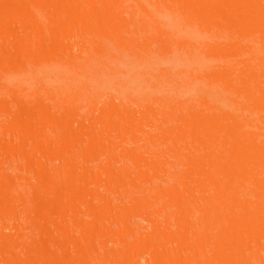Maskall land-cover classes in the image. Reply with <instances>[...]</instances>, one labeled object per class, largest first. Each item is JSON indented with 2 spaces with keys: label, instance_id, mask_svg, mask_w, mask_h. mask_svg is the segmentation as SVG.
Wrapping results in <instances>:
<instances>
[{
  "label": "bare ground",
  "instance_id": "bare-ground-1",
  "mask_svg": "<svg viewBox=\"0 0 264 264\" xmlns=\"http://www.w3.org/2000/svg\"><path fill=\"white\" fill-rule=\"evenodd\" d=\"M87 1L0 0V118L21 143L13 147L21 156L15 168L0 161V213L29 202L33 214L47 201L42 225L24 222L8 243L0 241V259L264 264V0H89L82 6ZM56 8L67 12L53 20L66 21L44 30L38 15ZM124 53L139 54L147 75L156 72L161 85L177 84L180 93L154 106L147 103L151 93L134 100L106 91L105 110L89 108L90 87L78 72H101ZM40 72L29 84L27 76ZM54 74L78 86L46 81ZM205 87L215 98L197 102ZM136 113L151 125L165 117L163 135L179 141L171 147L163 138L155 150L101 143L105 134L132 133ZM57 127L61 148L52 159ZM76 139L86 142L77 148L81 157L69 155ZM117 147L125 151L116 158ZM11 151L0 135V155ZM50 230L54 236L46 241Z\"/></svg>",
  "mask_w": 264,
  "mask_h": 264
},
{
  "label": "rangeland",
  "instance_id": "rangeland-1",
  "mask_svg": "<svg viewBox=\"0 0 264 264\" xmlns=\"http://www.w3.org/2000/svg\"><path fill=\"white\" fill-rule=\"evenodd\" d=\"M82 6H89V0L87 2L82 3ZM66 12H65V9H63V8L48 9V11L42 12L43 14L38 15V20H41L42 27H44L43 28L44 30L46 29L47 26L52 25L53 23H54L56 28L62 27V25H63L64 21H66V19H60L59 18L58 20L55 19V21L53 19L56 17L63 16L64 13H66ZM98 13L101 14V11H99ZM52 20H53V22H52ZM70 21H75V19H71ZM79 21L80 20H77L76 23L80 24ZM112 23L113 24H121V21H120V19H115V20H112ZM186 28L190 29L187 26H186ZM70 29L73 30V28H70ZM60 41L61 40L59 38L53 40V42L55 44L60 43ZM9 45H10V43H8V46ZM8 46L7 47L4 46V47L9 49L10 46L9 47ZM10 49L11 50H13V49L18 50L17 48L15 49V46L14 47L11 46ZM135 49H139V48L135 47ZM137 53H139L140 56L142 55L141 52H137ZM169 53L170 52H167L165 55L169 56L170 55ZM139 54H137L135 56H131V54L124 53L123 55L118 56L116 59L113 60V63L111 64L110 68H105L101 72L96 73V72H91L89 70H86V71L82 70V71L78 72L81 74H79L77 78L81 81H86V88L90 87V91H87V92L90 93L91 96L88 99H86L87 101L85 102V104L89 105L90 106V107L88 106L89 108H91V107L96 108L99 112L105 110V106L110 102V98L108 97V95H107L108 93H106V91H109L112 94V96L113 95H119V92H121L123 94L130 93V94H133L135 96L134 100H139V99L144 98V95H142V94L151 93V94H153L152 96L146 97L148 99L147 103L149 105H154L155 103H157V100H161L163 102V100L168 98L167 96L177 95L178 93H180L181 89L176 86L177 84L161 85V83H159L157 80L156 72H155V75H152V74L147 75L146 74V68L144 67L145 64H143L142 60H140V59L136 60L137 57H140V56H138ZM132 55H134V54L132 53ZM66 59L69 60V58H66ZM65 62H67V61L65 60ZM62 71L70 73V74L74 73V72L69 71V70H62ZM42 75L43 74L40 72V73H34V74H31L30 76H27L30 78L28 80V83L30 84V83L36 82V79H37L36 77H41ZM46 81H50L54 85H61L62 83H64V85L68 86V88H70V89L74 88L75 86H78L72 78L63 80L61 78L60 74H57V75L54 74L52 77L47 78ZM99 82H105V83L102 87L98 88V87H96V85H100ZM207 87H205L204 91L202 92L203 95H201V98L197 102H202V101L211 102V101H209V99H212L213 97L215 98L214 93L209 91V89ZM97 89H99L101 91H98ZM140 95H142V96H140ZM121 96H123V95H121ZM59 97L60 96L58 95L57 100H59ZM113 99H115V98H112V100ZM200 100H202V101H200ZM85 104H83V105H85ZM133 114H135V113H133ZM112 117H114V116H112ZM131 122H130L131 125L134 126V129H132L134 131L132 133H136L135 135H133L132 133L124 134L126 132H117V133L105 134L101 138V141H102L101 143H105L107 145L113 144L114 146H123L124 148L138 145L140 147H143L145 150H155L158 148L157 144L163 138L165 139V142H162V143H167L171 147H173V143L179 141L178 136H172L169 134H166L165 136L163 135V133L166 132L169 124H168V120L161 115L158 116V121L156 122L155 125H151L150 122H146V120H144L143 117L138 113H136V115L132 118ZM85 123L88 124V126H89V123H87V122H85ZM5 124L6 123L0 118V135L3 136L7 145H11L13 151H11L9 153H5V154L1 153L0 161L2 162V165H4V166L8 167L11 165L12 167L15 168L17 165V162L20 161L21 156L19 155V153H14V152H18V150L15 151L13 149V147L19 149V146L21 145L20 138H19V135L17 132L8 131V129H5L4 128ZM91 130L92 129H90V131ZM184 130H185V127L182 125L178 129V133L183 132ZM62 134H63V131L60 127H57L54 130V133L52 134V135H54L53 138L56 139V143H57L56 146H54V148H52L50 150L51 153L49 152V154H48L52 159H54V157L52 155L53 153H54V156H56L60 152L59 151L61 148L60 136ZM45 136H46V134H45ZM150 136H152V138H150ZM196 138H197V136H196ZM85 139H86V137H84V140ZM84 140L76 139L72 142V149H71V153L69 154L70 156L81 157V154L78 152L77 148L84 147L86 145V142L89 140V138L86 139V142H84ZM26 145H27L28 149H30L32 152L35 151V144L33 142L28 141V143L26 142ZM180 145H183V144L181 143ZM123 147H117L118 149L115 148L114 150H112V151H114L113 156L116 158H117V156L120 157L119 155H121L123 153V151H121L120 149H123ZM99 153H102V152H99ZM34 154H36V153H34ZM37 154L40 157L37 159H41L42 155H40L39 152ZM37 154H36V156H37ZM48 155L47 156L44 155V157L42 156L43 157L42 160L46 161V159H48ZM122 156H121V158H123ZM51 158H49L48 161H50ZM0 167H2L1 164H0ZM46 202L47 201L42 200L39 204L42 206L43 209L41 208V206L38 207V209L34 208V209H36L35 212L33 213L34 215L30 214L31 206L28 205L29 202H27V203L21 202L19 204L15 203L18 205H13V202H12L11 205H13V207H14L13 212L0 213V232L5 233V235L2 238L0 237V241L8 243L12 239V236H15L16 234L19 233L17 231L18 230L17 226L20 227V225H22V226L25 225L24 222H26L28 225L35 223L36 221H38L37 223H41V219H39V218L47 216V212L45 211V207H44L45 204H47ZM20 204H22V206ZM39 212H41V214H39ZM35 213H37V214H35ZM38 215L40 217H38ZM19 222H21V223H19ZM37 223H35V225ZM143 224H145V222ZM28 225H26V226L29 227ZM41 225H42V223H41ZM30 227H34V225H30ZM40 227L42 228V226H40ZM19 231H21V230H19ZM40 231H38V234L40 233ZM52 231L53 230H50L49 233H47L48 235H46V236H48V238L46 236H45L46 238L43 237L44 240L48 239L46 241H50L53 238L54 231L53 232ZM22 232H24V231L22 230ZM28 232L31 233L28 230H27V232L25 231L26 234ZM36 234H37V232H36ZM27 235H28V238L30 239V235L29 234H27ZM31 235H32V233H31ZM25 240H26V238H25ZM27 241H29V240H27ZM59 256L62 257L63 259H65L64 257H66L67 255L62 256V253H60ZM0 257H1V255H0ZM1 258H3V257H1ZM0 260H1L0 264H5L4 259H0Z\"/></svg>",
  "mask_w": 264,
  "mask_h": 264
}]
</instances>
